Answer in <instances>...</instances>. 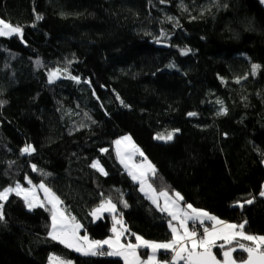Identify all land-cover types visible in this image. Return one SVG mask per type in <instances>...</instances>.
<instances>
[{
	"label": "trees",
	"instance_id": "trees-1",
	"mask_svg": "<svg viewBox=\"0 0 264 264\" xmlns=\"http://www.w3.org/2000/svg\"><path fill=\"white\" fill-rule=\"evenodd\" d=\"M0 19L22 29L0 37V191L43 182L98 241L111 234L112 217L91 213L110 198L124 238L168 241L169 216L145 198L117 151L115 141L128 135L155 167L146 175L154 191L178 192L182 205L264 236L260 0H0ZM53 72L59 77L49 83ZM168 132L170 141L155 139ZM26 145L35 151L22 154ZM4 203L0 264H56L50 256L123 264L51 239L48 204L30 210L15 193Z\"/></svg>",
	"mask_w": 264,
	"mask_h": 264
},
{
	"label": "snow or ice",
	"instance_id": "snow-or-ice-1",
	"mask_svg": "<svg viewBox=\"0 0 264 264\" xmlns=\"http://www.w3.org/2000/svg\"><path fill=\"white\" fill-rule=\"evenodd\" d=\"M264 2V0H262ZM37 20L42 19L39 15L36 17ZM14 34H22V29L18 26L14 27L9 23H6L3 19H0V37L9 36L11 37ZM190 51L189 49H182L181 55H186ZM39 63V61L37 62ZM172 65H170L171 67ZM259 65L252 64V75L256 74ZM58 71V70H57ZM49 75V83L52 82V75ZM74 80H78L77 77H71ZM3 102L0 101V104ZM218 103H221L218 101ZM222 111H224L222 109ZM189 115H195V113H190ZM178 131V130H176ZM174 133L168 132L166 135L163 133L157 134L155 139L170 141L173 138ZM124 140L130 139L129 137L122 138ZM116 144H120V141H115ZM135 147V145H133ZM35 149L32 145H26L21 149L22 154H31ZM103 151V150H102ZM139 151V149H137ZM143 155V153H141ZM146 159V158H145ZM93 167H97V164L94 162ZM33 171H36V166L33 165ZM148 169L152 172L153 175L156 174L155 167L148 163ZM103 173V169H100ZM107 174V173H103ZM132 175V173H129ZM145 173H141V191H144V179ZM133 179H137L136 176H133ZM25 180H28V177H25ZM28 183L31 184V181L28 180ZM37 186H33L35 188ZM39 189L43 190L45 193V199L52 205L51 209V228L48 233L49 237L53 240H58L60 243L65 244L66 247L73 248L75 251L80 252L82 255L88 256H120L124 259L125 264H160L157 253L160 250L167 251L171 253V260L165 261L164 264H237L236 259L234 258V253L239 249L247 253V259L240 262V264H264V236H256L247 234L244 231L245 224L241 223L239 225L227 224L224 221H220L217 217L210 215L208 212L202 209L193 207L191 204L186 205V209H179L173 211L177 200L183 201V197L177 192L174 193L176 200L169 198L166 191L159 192V196L165 197V206L160 207L156 199H153V203L156 204L158 210L162 212H167L171 216L172 220L169 221V228L172 232V239L168 242H153L144 240L140 236H136V244H120V237L123 233H117L115 245L116 249L113 250V240H92L87 243V246H77L67 239L66 237H74L76 241L84 240L87 241V237L77 236L78 230L81 228L79 223H75L74 227L69 228V225L66 222H59L57 219V205L62 203L55 195L50 188H48L43 182L38 185ZM149 189L152 188V185H148ZM15 193L16 196H21L24 199L26 206L31 210L33 207H45V204L42 201H39V198L36 196L32 188L22 187L19 183L15 187H8L0 191V221L4 220L3 209L5 207V201L9 200V194ZM261 196H264V191L260 193ZM31 198V199H30ZM253 201L248 200L246 203L251 204ZM127 205L125 204V207ZM243 205H241L242 207ZM104 211H116V204L112 202L109 198L106 201H102L99 209H94L91 215L95 216L96 212L99 210ZM190 210V211H189ZM61 216L63 214L61 213ZM74 221L75 218H72ZM214 221L216 224L223 225V228L219 231L215 229V225L210 229L205 227V221ZM172 221H178V227L173 226ZM189 221H191V226H189ZM116 223L121 224V221H116ZM203 228V233L200 234L197 231V228ZM182 229V231H181ZM125 231H127L125 229ZM113 232H116V229L113 228ZM221 240L223 243L217 245V241ZM248 241L250 244L240 243V241ZM235 242L236 246H233ZM104 245L108 246L109 250H104ZM225 245H228L225 248ZM150 249L147 260H142L138 254L139 248ZM219 247L221 249V254L223 260L217 258V255L214 253L213 249ZM129 256L132 259H129ZM50 261L53 259L56 260V264H71L70 261H63L60 258H53L50 256Z\"/></svg>",
	"mask_w": 264,
	"mask_h": 264
},
{
	"label": "crops",
	"instance_id": "crops-1",
	"mask_svg": "<svg viewBox=\"0 0 264 264\" xmlns=\"http://www.w3.org/2000/svg\"><path fill=\"white\" fill-rule=\"evenodd\" d=\"M117 148H118L117 151H119V149H120L119 153L121 154V158H123V162L125 163V165H128L130 167V169H131V172H132L131 178L133 179V176L137 177V179H135V180L133 179V180L139 184V188H140V186H141V173H145V176L143 177V179L145 181L146 180V175L151 172L148 169V163L149 162L148 161H144V160L143 161H137V162L134 161L135 160V156L138 154L137 153L138 151L136 150V148L132 147V142H131L130 139L127 140V141L122 142L119 146L117 145ZM147 184H150V183H146L145 182L144 183V187H146L149 190V192L152 194V196L156 197L154 199H156L157 202L159 203L160 207L163 208L165 206V197L159 196V192L154 191L153 188L149 189ZM140 191H141V189H140ZM141 193L145 196L146 199H148L157 208L156 204H154L152 202V200L149 198V196H146L144 191H141ZM173 200H176L175 196L173 197ZM177 204L181 205L183 209L187 210L186 209V205H182L180 203V201L177 200L175 207L172 209L173 211L178 210ZM48 205L52 209V205L51 204H48ZM95 209H99V206L97 208H95ZM57 212H58L57 219L60 222H66L69 225V228L71 230V228L74 227L75 223L72 222L67 217V215L64 213V211L61 209L60 204L57 205ZM61 213L63 214V216H61ZM165 213L167 214V212H165ZM105 214H110L111 215V217H112V225L113 226L111 228V234L109 236H107L106 238L100 240V241L112 239L113 242H114L113 243V250H115L116 249V245H115L116 235H117V233H121L122 232L123 235L120 237V244L127 245V244H136L137 243L136 236H134L132 240L124 238L125 235H126L125 226H124V223L122 221V218L118 214H116V211L115 212H111V211H104V210L101 209V210L96 212L95 216L92 215V218H93V220H98V219L102 218ZM170 220H172L171 216H169V221ZM116 221H121L122 223L118 224V223H116ZM51 223H52V221H51ZM225 223H227V224H235V223H231V222H225ZM172 224H173V226L178 227V221H172ZM213 225H215V229L217 231H219V230H221L223 228V225L216 224L214 221H207V220L205 221V225L204 226L211 229L213 227ZM235 225H238V224H235ZM116 226H118V227L116 228ZM168 227H169V224H168ZM50 228H51V225H50ZM113 228L116 229L115 233L113 232ZM169 230H170V233H171V238H170V240H171L172 239V232H171L170 228H169ZM181 231H182V229H181ZM77 236H79V237H85L86 236L87 237V241H84L82 239L79 240V241H76V239L74 237H71V236L66 237V238L70 239V241L72 243L77 244V246H81L82 245V246H85V247L87 246L88 242L92 241L91 239L88 238V236L85 233L82 232V228H80L78 230ZM170 240H168V241H170ZM55 241L59 242L58 240H55ZM168 241H165V242H168ZM153 242H156V241H153ZM217 242H222V241L218 240ZM62 245L65 246V244H62ZM67 248H69V247H67ZM69 249L75 251L73 248H69ZM104 249L105 250H109L107 245H104ZM75 252L78 253V254H81L80 252H77V251H75ZM149 252H150V249H148V252H147V254L145 256H141L139 254V252H138V254H139V256H140V258L142 260H147ZM117 257L121 258L122 261H123V264H125L124 259L122 257H120V256H117ZM157 257H158V260H159L160 264H163L165 261L171 260V253H170V255L168 257L163 258L162 256H160V254L158 252L157 253ZM129 259H132V257L129 256Z\"/></svg>",
	"mask_w": 264,
	"mask_h": 264
},
{
	"label": "rangeland",
	"instance_id": "rangeland-1",
	"mask_svg": "<svg viewBox=\"0 0 264 264\" xmlns=\"http://www.w3.org/2000/svg\"><path fill=\"white\" fill-rule=\"evenodd\" d=\"M261 2H262V0H260ZM262 4L264 5V2H262ZM54 74H55V76H54V74L52 75V80H54L56 77H59V75H57L56 74V72H53ZM124 137H129L128 135H125V136H123V137H121L120 139H119V141H120V144L122 143V142H124V141H127V140H124V139H122V138H124ZM130 138V137H129ZM129 140V139H128ZM120 144H116V145H120ZM132 147H133V145H132ZM134 148H136V147H134ZM136 150H137V148H136ZM138 152H140V151H138ZM137 152V153H138ZM142 152H140V154H141ZM144 155H141V158H142V161L144 160V161H147L146 159H145V157H143ZM145 182L146 183H149V181H148V179H146L145 180ZM147 185H149V184H147ZM33 186H37V185H33V184H29L28 183V185H27V187H25V188H32L33 189V191H34V193L36 194V196L39 198V201H42L43 203H46V204H50V203H48V201L45 199V193H44V191L43 190H41V189H39V187L37 186V187H35V188H33ZM23 187V186H22ZM140 189H141V186H140ZM263 189H264V186H263ZM264 191V190H263ZM144 193L146 194V196H149V198L153 201V199L154 198H156V197H154V196H152V194L149 192V190L146 188V187H144ZM174 193H176V192H174ZM174 193L173 194H170V193H168V196H169V198L170 199H172L173 200V197L175 196L174 195ZM31 199V198H30ZM177 207H178V210L179 209H182V206L181 205H179V204H177ZM59 221V220H58ZM60 222V221H59ZM51 263H54L53 261H50ZM164 264V263H163Z\"/></svg>",
	"mask_w": 264,
	"mask_h": 264
},
{
	"label": "built area",
	"instance_id": "built-area-1",
	"mask_svg": "<svg viewBox=\"0 0 264 264\" xmlns=\"http://www.w3.org/2000/svg\"><path fill=\"white\" fill-rule=\"evenodd\" d=\"M191 221H189V226H191ZM197 231L200 233V234H202L203 233V228H197Z\"/></svg>",
	"mask_w": 264,
	"mask_h": 264
},
{
	"label": "water",
	"instance_id": "water-1",
	"mask_svg": "<svg viewBox=\"0 0 264 264\" xmlns=\"http://www.w3.org/2000/svg\"><path fill=\"white\" fill-rule=\"evenodd\" d=\"M223 259H224V258H223ZM246 259H247V257H246ZM246 259H245V260H246ZM237 264H240V262H237Z\"/></svg>",
	"mask_w": 264,
	"mask_h": 264
}]
</instances>
